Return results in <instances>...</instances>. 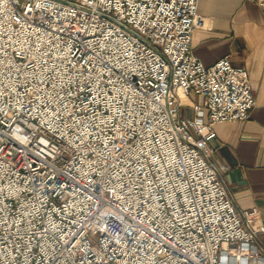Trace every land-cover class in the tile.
Wrapping results in <instances>:
<instances>
[{"label":"built area","instance_id":"obj_1","mask_svg":"<svg viewBox=\"0 0 264 264\" xmlns=\"http://www.w3.org/2000/svg\"><path fill=\"white\" fill-rule=\"evenodd\" d=\"M197 7L0 0V264H264L210 160L249 75L194 55Z\"/></svg>","mask_w":264,"mask_h":264},{"label":"crops","instance_id":"obj_2","mask_svg":"<svg viewBox=\"0 0 264 264\" xmlns=\"http://www.w3.org/2000/svg\"><path fill=\"white\" fill-rule=\"evenodd\" d=\"M205 18L194 29L192 51L205 65L223 57L247 70L255 104L243 121L215 125L210 160L237 209L256 207L254 228L264 246V11L254 0H198ZM190 100L201 102L192 94Z\"/></svg>","mask_w":264,"mask_h":264}]
</instances>
